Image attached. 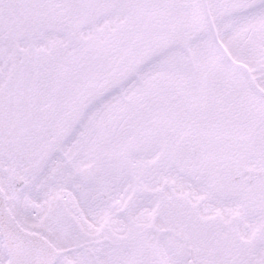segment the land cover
<instances>
[{"label":"snow or ice","instance_id":"snow-or-ice-1","mask_svg":"<svg viewBox=\"0 0 264 264\" xmlns=\"http://www.w3.org/2000/svg\"><path fill=\"white\" fill-rule=\"evenodd\" d=\"M32 11L65 36L0 71V264H264V0H0V39Z\"/></svg>","mask_w":264,"mask_h":264},{"label":"flooded vegetation","instance_id":"flooded-vegetation-1","mask_svg":"<svg viewBox=\"0 0 264 264\" xmlns=\"http://www.w3.org/2000/svg\"><path fill=\"white\" fill-rule=\"evenodd\" d=\"M10 27L6 34L7 38H24L30 36L33 41L41 40L40 45L32 47H23L14 45L5 50V63L0 70L4 74L5 81H11L14 85L20 83L24 88H28L33 78L36 76V67L29 63V60H35L41 54L46 52V47H52L54 44L60 43V38L65 36L62 28L54 20L49 19L47 22L40 23V16L37 12H11ZM51 32L45 37L43 34ZM54 32L62 33L63 36L54 34ZM16 98L14 97V100ZM166 235V234H161ZM103 243L110 245L117 250L128 251L132 255L147 257L150 253L147 249H129L123 238L116 237L114 239L105 240ZM172 251L177 252L182 259L191 264L197 254V250L186 240L177 236L176 243L172 247Z\"/></svg>","mask_w":264,"mask_h":264},{"label":"rangeland","instance_id":"rangeland-1","mask_svg":"<svg viewBox=\"0 0 264 264\" xmlns=\"http://www.w3.org/2000/svg\"><path fill=\"white\" fill-rule=\"evenodd\" d=\"M87 28V27H86ZM11 42H13L12 41V39H9ZM6 43V46H5V48L8 46V45H10V46H13L14 45V43H8V42H5ZM0 67H1V61H0Z\"/></svg>","mask_w":264,"mask_h":264}]
</instances>
